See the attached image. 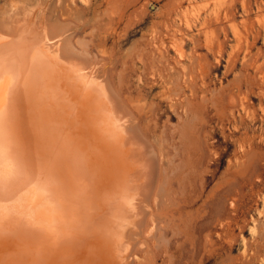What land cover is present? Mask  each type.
Instances as JSON below:
<instances>
[{"label": "bare ground", "instance_id": "bare-ground-1", "mask_svg": "<svg viewBox=\"0 0 264 264\" xmlns=\"http://www.w3.org/2000/svg\"><path fill=\"white\" fill-rule=\"evenodd\" d=\"M10 16L0 20V264H46L39 253L47 264H130V254L148 243L145 229L156 228L161 214L175 222L192 195L185 186L191 153H175L189 126L160 125L165 99L175 114L181 108L189 115L198 92L187 81L171 80L168 89L166 65L150 48L137 61L120 57L118 45L108 53L109 39L97 47L109 60L102 70L91 51L80 67L66 66L41 41L64 45L62 57L71 58L70 41L83 28L67 32L40 17L52 35L43 38L24 27L37 19L22 24ZM136 66L142 72L134 84ZM137 98L150 103L140 107Z\"/></svg>", "mask_w": 264, "mask_h": 264}, {"label": "rangeland", "instance_id": "rangeland-1", "mask_svg": "<svg viewBox=\"0 0 264 264\" xmlns=\"http://www.w3.org/2000/svg\"><path fill=\"white\" fill-rule=\"evenodd\" d=\"M9 15L21 23L37 19L36 26L24 27L43 38L51 31L39 25L40 17L59 27L62 22L67 32L83 28L69 43L76 51L71 58L62 57L64 45L41 41L66 66L80 67L91 51L98 57L96 70L103 69L109 60L97 47L109 39L108 53L118 45L120 57L133 55L137 61L141 50L150 48L151 57L166 65L168 89L171 80L187 81L198 92V109L189 115L181 108L175 114L165 99L160 125L161 131L165 124L171 130L189 126L175 153H191L188 171L196 176L189 171L185 186L192 195L175 222L161 214L158 227L154 224L158 229L150 228L153 224L145 229L148 243L130 254V264H264V0H51L47 7L40 0H0V20ZM136 69L134 84L142 72ZM142 100L135 105H149ZM169 114L174 117L168 121ZM60 167L58 175H68Z\"/></svg>", "mask_w": 264, "mask_h": 264}]
</instances>
